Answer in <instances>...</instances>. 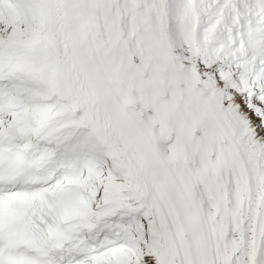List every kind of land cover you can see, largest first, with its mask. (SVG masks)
<instances>
[{"label": "snow or ice", "instance_id": "snow-or-ice-1", "mask_svg": "<svg viewBox=\"0 0 264 264\" xmlns=\"http://www.w3.org/2000/svg\"><path fill=\"white\" fill-rule=\"evenodd\" d=\"M0 264H264V0H0Z\"/></svg>", "mask_w": 264, "mask_h": 264}]
</instances>
